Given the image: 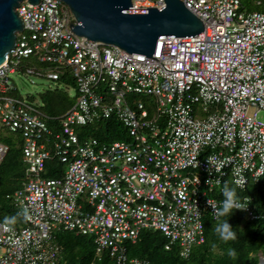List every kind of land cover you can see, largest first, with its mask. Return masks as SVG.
Instances as JSON below:
<instances>
[{
    "label": "built area",
    "instance_id": "obj_1",
    "mask_svg": "<svg viewBox=\"0 0 264 264\" xmlns=\"http://www.w3.org/2000/svg\"><path fill=\"white\" fill-rule=\"evenodd\" d=\"M165 1L133 6L161 9ZM182 1L205 32L159 40L158 61L79 38L60 0H27L16 10L24 32L0 66V132L23 135L26 180L9 198L27 227L0 222V264H60L59 231L92 237L114 264H151L129 259L126 243L152 230L166 251L177 247L188 259L206 242L205 218L215 220L209 202L222 200L214 194L223 183L239 181L245 192L264 180V12L246 13L242 0ZM31 58L38 65L25 64ZM17 73L53 82L69 74L75 105L50 125L41 104L15 96ZM134 96L153 101L133 104ZM112 118L128 141L81 139V128ZM8 151L0 143V167ZM50 160L66 166L62 178H43ZM241 212L259 218L252 202Z\"/></svg>",
    "mask_w": 264,
    "mask_h": 264
},
{
    "label": "trees",
    "instance_id": "obj_2",
    "mask_svg": "<svg viewBox=\"0 0 264 264\" xmlns=\"http://www.w3.org/2000/svg\"><path fill=\"white\" fill-rule=\"evenodd\" d=\"M261 0H242L244 9L254 7L256 12H264V0L262 6L256 3ZM33 58L25 61L31 65ZM41 66V65H40ZM59 83L72 85L77 89L76 83L66 74ZM15 96L21 97L19 92ZM41 112L49 117L48 123L56 125L61 122L71 108L75 105L76 99H72L68 91L60 89L48 91L41 96ZM32 102L36 99L30 97ZM148 101H151L148 100ZM148 103V102H147ZM81 139L88 137L96 138L102 143H113L116 141H128L127 129L116 118L100 120L95 124L79 130ZM0 143L9 147V151L0 167V222H5V217H15L18 228L27 227L17 208L14 206L11 197L21 189L26 180L27 166L23 155V135L10 130L0 132ZM66 166L57 160H50L47 169L43 174L46 179H59L64 176ZM241 196L247 195L252 198V208L259 217L251 220L247 214L241 211H234L229 217L228 223L237 232L238 239L230 244H219L215 253L211 252L210 245L217 242L213 233L215 220L205 218L206 242L204 245L194 248L188 259H183L178 248L172 251L165 250L166 240L159 232L145 230L140 234L136 243H126L127 256L129 259H144L151 264H260L261 257L264 258V180L250 182L245 192L238 190ZM216 199H223L221 192L214 194ZM242 230V231H241ZM56 242L62 249L60 264H114L110 253L105 251L98 255L97 246L92 238L78 235L75 232L59 231L55 234ZM228 247H232L238 253L235 259L226 255Z\"/></svg>",
    "mask_w": 264,
    "mask_h": 264
},
{
    "label": "water",
    "instance_id": "obj_3",
    "mask_svg": "<svg viewBox=\"0 0 264 264\" xmlns=\"http://www.w3.org/2000/svg\"><path fill=\"white\" fill-rule=\"evenodd\" d=\"M27 0H0V66L15 49L24 23L17 14ZM71 10L77 24L71 29L92 43L118 47L129 54L155 55L162 39L197 37L204 23L186 8L182 0H166L161 9H134V0H60ZM41 0H28L33 6ZM264 264V258L261 263Z\"/></svg>",
    "mask_w": 264,
    "mask_h": 264
},
{
    "label": "clouds",
    "instance_id": "obj_4",
    "mask_svg": "<svg viewBox=\"0 0 264 264\" xmlns=\"http://www.w3.org/2000/svg\"><path fill=\"white\" fill-rule=\"evenodd\" d=\"M214 157H209V160ZM239 181H225L221 188L223 199L216 204H209L213 209V216L215 223L213 224V233L217 238V242H212L210 245L211 252L215 253L219 247V244H230L238 239L237 232L233 230L232 226L228 223L229 217L234 211H247L249 204L252 202L251 198L247 195L241 196L236 185ZM25 219L28 218V211L24 209ZM6 224H14L16 222L15 217H5ZM242 231V230H241ZM226 255L229 258L235 259L238 255L236 250L232 247H228Z\"/></svg>",
    "mask_w": 264,
    "mask_h": 264
},
{
    "label": "rangeland",
    "instance_id": "obj_5",
    "mask_svg": "<svg viewBox=\"0 0 264 264\" xmlns=\"http://www.w3.org/2000/svg\"><path fill=\"white\" fill-rule=\"evenodd\" d=\"M263 1V0H261ZM246 13H252V12H256L258 10H256L253 6L249 7L247 9L244 10ZM31 65H38L37 60L35 58H33V62L30 63ZM10 78L13 80V82L15 83V85L18 87L19 93L21 94V96L24 99L27 98H34L36 99V101L42 104V100H41V96L43 94H45L48 91H56L58 89L62 90V91H68V93L70 94V97L72 99H77L78 97V92L76 90V88L72 85H66V84H62L59 82H53L50 81L48 79L45 78H41V77H36V76H26L23 73H17L14 75H11ZM131 102L133 104H137V102H148V100H150L149 97L146 96H134L130 98ZM151 101H153V99L151 98ZM148 109L151 113H154V108L152 105H148ZM261 119L264 121V112H262L261 114ZM92 238V237H90ZM93 239V238H92ZM94 241V240H93ZM263 258V257H261Z\"/></svg>",
    "mask_w": 264,
    "mask_h": 264
}]
</instances>
